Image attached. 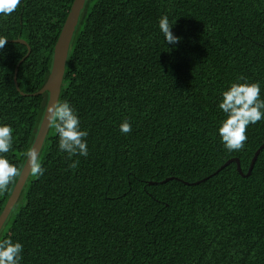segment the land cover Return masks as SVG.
I'll return each mask as SVG.
<instances>
[{"label":"trees","instance_id":"trees-1","mask_svg":"<svg viewBox=\"0 0 264 264\" xmlns=\"http://www.w3.org/2000/svg\"><path fill=\"white\" fill-rule=\"evenodd\" d=\"M73 1L22 0L0 16V123L13 128L4 155L19 172ZM162 14L180 38L174 47L157 27ZM245 81L259 82L264 99V0H85L58 103L76 110L89 154L59 151L51 123L44 173L29 174L0 239L23 245L21 264H264V148L247 177L234 162L221 168L238 159L247 173L264 120L239 151L217 134L221 92ZM18 177L0 194V214Z\"/></svg>","mask_w":264,"mask_h":264},{"label":"clouds","instance_id":"clouds-1","mask_svg":"<svg viewBox=\"0 0 264 264\" xmlns=\"http://www.w3.org/2000/svg\"><path fill=\"white\" fill-rule=\"evenodd\" d=\"M22 0H0V16H8L17 10ZM157 27L163 36L166 45L173 47L179 43L180 38L175 36L171 29L173 24L169 17L162 14L158 18ZM7 38L0 36V49H3ZM18 65V64H17ZM18 71V70H17ZM238 80L244 79L238 77ZM261 85L259 82L231 83L227 90L221 92V100L217 107L226 117L217 128V134L223 148L228 152L239 151L245 146L247 140L246 129L250 124L264 120V99L260 97ZM47 118L51 121L55 133L58 136V149L73 156L87 157L88 145L87 130L81 129V122L76 110L68 101L51 103L47 109ZM122 134L132 131L131 124L125 120L119 125ZM13 128L0 123V194L7 192L10 181L21 173L18 168L11 164L4 154L8 153L13 144ZM25 156L30 174L38 178L43 175L38 151L35 147L29 149ZM79 164L74 160L70 168L75 169ZM23 245L13 242L10 238L0 239V264H21Z\"/></svg>","mask_w":264,"mask_h":264},{"label":"water","instance_id":"water-1","mask_svg":"<svg viewBox=\"0 0 264 264\" xmlns=\"http://www.w3.org/2000/svg\"><path fill=\"white\" fill-rule=\"evenodd\" d=\"M85 0H74L71 8L69 10V13L67 15V18L64 22V25L60 31V34L58 36V39L56 41V44L54 46L53 49V59H52V65H51V70L50 73L48 75V78L46 80V82L44 83V85L42 86V88L40 89L39 92H37V95L43 94V93H48V98H47V103L45 106V110L38 128V131L36 133L34 142L31 146V148L35 147V149L38 151V154H40V151L42 149V146L44 144L45 138L47 136V133L49 131L50 125H51V121L47 118V109L49 104L55 102L58 103L59 100V95L61 92V88H62V83H63V77H64V72H65V64H66V60L68 57V51H69V46H70V42H71V38L72 35L74 33L77 21H78V17L80 15V12L83 8ZM16 42L26 45V43L22 40H17ZM28 47V46H27ZM30 52V48L28 47L27 50V54L26 56L18 63V65L15 68V72H14V77H13V81L14 84L16 86V89H18L17 87V70L20 66V64L28 57ZM264 148V143L256 150V152L254 153L251 162L249 164L248 170L246 174H243L240 168V163L238 159H230L228 160L221 168H224L225 166H227L228 164L234 162L236 163V168L237 171L243 176V177H247L248 175H250L251 170L257 160V157L259 156L261 150ZM27 161V158H26ZM26 161L23 165V168L21 170V174L18 177V180L12 190V193L2 211V213L0 214V230L3 226V224L5 223L8 215L10 214L12 208L14 207V205L16 204L21 191L26 183V180L30 174L28 167L26 164Z\"/></svg>","mask_w":264,"mask_h":264}]
</instances>
